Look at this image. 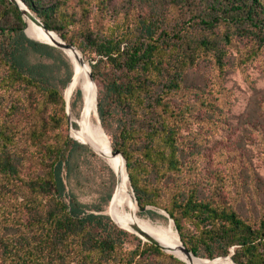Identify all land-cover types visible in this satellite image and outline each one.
I'll return each instance as SVG.
<instances>
[{
  "label": "trees",
  "instance_id": "1",
  "mask_svg": "<svg viewBox=\"0 0 264 264\" xmlns=\"http://www.w3.org/2000/svg\"><path fill=\"white\" fill-rule=\"evenodd\" d=\"M78 1L83 14L88 15L93 0ZM23 2L49 30L90 58L94 80L103 63L121 71V79H113L106 94L99 95L103 128L107 127L109 98L128 107L134 119L148 108L147 103L160 109L159 118L150 120L147 129L136 127L126 133L141 132L147 140L142 148L144 161L169 176L181 175L184 153L178 139L180 112L166 102L165 93L178 92L187 67L204 54L212 53L216 65L224 69L235 37L254 40V54L264 46V0H196L197 24L206 34L186 40L177 35L175 41L166 30L156 34L150 20L142 22V35L134 40L136 35L128 32L104 35L76 26L80 20L62 0ZM26 27L19 7L11 0H0V264H146L147 252L165 254L150 242L128 249L130 231L110 215L92 211L68 190L64 176L72 156L68 145L89 148L70 136L51 140L48 134L65 119L64 91L74 75L73 62L62 49L31 38ZM125 42L128 44L123 45ZM175 52L181 56L177 69L170 72L171 65L164 57ZM166 72V90L153 97L152 85ZM74 96L73 108L83 99L82 89ZM17 115L18 122H14ZM23 120L29 146L36 148L32 153L35 158L31 157L33 168L27 174L28 157L18 147ZM112 147L128 161L138 205L160 206L157 190H144L139 183L128 150L116 142ZM3 188H13L14 198H5L8 192ZM171 198L170 205L163 208L194 255L209 259L231 256L238 264H264V217L247 220L223 202L201 198L181 184L173 186Z\"/></svg>",
  "mask_w": 264,
  "mask_h": 264
},
{
  "label": "rangeland",
  "instance_id": "2",
  "mask_svg": "<svg viewBox=\"0 0 264 264\" xmlns=\"http://www.w3.org/2000/svg\"><path fill=\"white\" fill-rule=\"evenodd\" d=\"M93 1L92 11L86 15L78 0H62L64 7L76 13V18L80 20L76 26L84 25L104 35L113 31L128 32L136 35L135 40L142 35L144 20L152 21L156 34L166 30L169 37L174 38L173 41L177 40V35L186 40L206 34L197 24L199 16L194 3L196 0L177 4L171 0ZM254 43L250 38L235 37L233 45L228 47L224 69L216 65L212 53L204 54L194 65L187 67L181 89L165 93L166 102L180 112L178 139L184 154L179 177L159 172L152 163L144 161L142 148L147 140L141 132L135 135L126 133L136 127L147 129L150 120L159 118L160 109L152 107L153 103H147L148 108L141 110L142 115L134 119L128 107L109 98L110 111L104 130L111 144H122L128 150L134 163V172L144 190H157L156 199L160 206L148 205L144 211L138 207L141 217L151 219L156 224L169 225L172 220L163 206L170 205L173 186L179 184L188 191H196L201 198L223 202L247 220L255 222L264 217V46L254 54ZM166 48L169 50V47ZM81 54L92 73L90 58ZM180 56L175 52L164 57L165 62L171 65L170 72L177 69ZM97 74L98 78H93V84L98 107L99 95L104 96L109 83L113 79H121L122 75L117 67L109 63H103L97 69ZM167 77L166 72L152 85L153 97L166 90ZM74 98L73 94L70 99V117L66 102L65 119L57 130L49 131L48 138L51 140L59 136L74 139L72 129L79 128L78 119L84 117L85 110L84 94L75 108L71 104ZM50 109L52 112L56 110ZM58 111H61L60 108ZM13 117L14 122H18V115ZM25 124V120L19 124V137H22L18 147L28 157L24 167L27 174L33 168L31 157L35 156L32 153L36 148L29 146L23 129ZM68 150L72 154L64 170L68 190L76 194L92 211L110 215L108 208L116 192L117 175L106 157L91 148L72 144L68 145ZM125 161L130 175L126 158ZM130 186L135 194L131 180ZM3 189L8 192L5 198H14V193L10 192L13 188ZM0 198L3 197L0 195ZM174 228L176 230L175 224ZM131 233L133 235L128 238V249L135 248L140 242H149ZM163 251L165 254L160 255L147 252L145 256L149 263L146 264H179L171 255L184 261L173 253Z\"/></svg>",
  "mask_w": 264,
  "mask_h": 264
},
{
  "label": "bare ground",
  "instance_id": "3",
  "mask_svg": "<svg viewBox=\"0 0 264 264\" xmlns=\"http://www.w3.org/2000/svg\"><path fill=\"white\" fill-rule=\"evenodd\" d=\"M25 7V6H24ZM26 31L32 38L51 41L52 37L59 39L56 33L47 34L40 25L27 19ZM66 54L71 58L74 65V77L65 89L64 95L70 102L72 95L78 88L84 94V117L78 119L79 131L72 129V136L77 140H84L88 137L103 152L107 162L117 175V188L114 201L108 208V212L113 218L123 226L131 223L137 224L140 228L151 234L166 247V251L173 253L183 259L188 264H235L231 257H220L217 259L202 258L198 256H187L181 249V239L171 221L169 225L156 224L151 219H146L138 214V204L135 194L130 186L125 160L120 156L112 155V144L103 126L97 117L96 88L89 78L90 67L81 64L78 53L72 49Z\"/></svg>",
  "mask_w": 264,
  "mask_h": 264
},
{
  "label": "water",
  "instance_id": "4",
  "mask_svg": "<svg viewBox=\"0 0 264 264\" xmlns=\"http://www.w3.org/2000/svg\"><path fill=\"white\" fill-rule=\"evenodd\" d=\"M11 2H13L15 5H17L19 7V9L22 11L23 13V16L27 22V19H30L31 21H33L34 23L40 25L42 27V29L47 33V34H52L53 32L56 33L58 36H59V39H55L52 37L51 41H43V40H39V39H35L37 41H40V42H44V43H48V44H51V45H54L60 49H62L65 53L67 52V50L69 49H72L74 51H76L78 53V58L81 62V64L85 65V60L81 54V52L78 50V48L74 45H71L69 43H67L57 32L53 31V30H49L43 23V21L38 18L30 9L29 7L23 2V0H11ZM25 6V7H24ZM27 33V31H26ZM28 34V33H27ZM32 38V37H31ZM89 78L91 80V82L93 83V76H92V73L91 71L89 70ZM96 101H97V96H96ZM67 104H68V116L70 117V113H71V106H70V102L67 101ZM97 117H98V120L99 122L101 123V120H100V116H99V113H98V107H97ZM102 125V124H101ZM77 140V139H76ZM79 141L80 143L82 144H85L87 145L89 148H91L95 153H100L102 154L103 152L97 147V145H95L91 139H89L88 137H84V140H77ZM112 155L113 156H120L122 159L125 160L123 154L120 152V151H115L112 147ZM125 166H126V161H125ZM128 177H129V180H130V176L128 174ZM114 198H115V195L113 196L112 198V202L114 201ZM135 200L138 204V201H137V198L135 196ZM139 209L141 211H144L146 208H142L138 205ZM111 218L122 228L128 230V231H131L133 233H136L137 235H139L140 237L146 239L147 241H149L150 243H153V244H156L158 246H160L162 249L166 250V247L164 245H162L161 242H159V240H157L156 238H154L151 234H149L148 232H146L145 230H143L142 228H140L137 224L135 223H131L129 224V226H123L122 224L118 223L114 218L113 216L111 215ZM174 223V220L171 219ZM179 234V233H178ZM180 237V235H179ZM181 239V238H180ZM182 242V240H181ZM180 249L189 257H192V256H196L194 255L185 245L184 243L182 242V245L180 247ZM228 257H231V256H228ZM232 259V257H231ZM233 260V259H232ZM233 262L235 264H238L236 263L234 260Z\"/></svg>",
  "mask_w": 264,
  "mask_h": 264
}]
</instances>
